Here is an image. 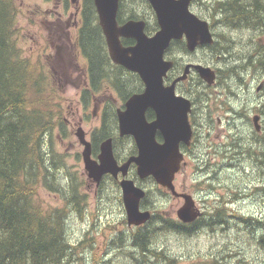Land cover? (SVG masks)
Segmentation results:
<instances>
[{
    "label": "rangeland",
    "instance_id": "374dc122",
    "mask_svg": "<svg viewBox=\"0 0 264 264\" xmlns=\"http://www.w3.org/2000/svg\"><path fill=\"white\" fill-rule=\"evenodd\" d=\"M78 1L81 3L83 0ZM206 3H213V0H199L192 5V10L211 22L215 13H212V17L208 14ZM16 6L18 11L15 39L20 56L29 60L36 72H44L46 76V93L40 96L31 92L29 104L51 108L58 115L61 114L64 120L63 128L57 127L49 135L55 151L60 155V162L55 164L51 178L62 184L64 177L69 176L77 184L79 193L85 196L79 209H69L66 223L68 238L75 255L81 257V264H214V256L219 260L223 257L230 264H264V248L254 243L252 236L249 238V232L260 231L259 226L251 224L247 227L241 221V216L259 212L256 209L257 203L254 197L246 198L243 194L233 204L235 216L230 218L229 226L222 228L218 224L203 225L199 231L191 233L158 228L148 241L147 247L151 250L140 251L138 244H131L132 231L136 228H131L127 222L122 188L117 183L106 180L102 188L95 192L96 184L89 179L83 161L84 145L77 136L81 126L87 139H90L95 129L101 127L102 109L106 100L108 107L113 104L116 109L121 106L122 99L111 83L107 87L105 85L108 82H102L99 89L88 92L87 103L84 101V92L88 89L89 82L88 63L78 45L79 24L75 26L73 17L70 16L76 9L74 2L70 3L69 0L64 5L59 0H16ZM59 17L63 19L59 20ZM226 35L229 38L228 49L216 51L209 47H199L194 52H188L172 48L167 56H178L186 62L199 61L205 65L226 68L229 64L241 63L243 55L255 45L256 40L264 43V28L261 27L245 25L235 33ZM70 53L75 57L71 58ZM226 76L227 80L244 83L245 88L249 85V95L260 98L263 88L261 91L257 89L264 82V70L261 66H237L231 75L226 73ZM41 97L43 101L38 99ZM202 134L206 136L204 132ZM214 134L215 131L212 132V138L216 140ZM200 144L197 142L192 148L193 151L188 153L189 165L176 176V184L179 191L186 187L195 201L205 193L206 199L201 202L208 204L205 207L208 211L224 193V185L232 183L237 192L246 187L248 179L252 184L264 181V167L262 170L259 168L260 162L256 161L259 153L253 147H250L251 154L247 155L257 165L245 161L246 167L226 166L224 162L221 165L216 162V157H212V166H208V174L205 172V177L202 178L201 169L196 165L198 158L194 156V153H206L200 149ZM119 145L130 152L135 144L132 138L125 137L119 141ZM224 152L220 155L224 156ZM210 153L216 155L215 150ZM218 159L221 161L222 157ZM208 176H213V181H209ZM130 177L149 191L146 206H150L155 215L165 217L173 223L178 221L177 209L182 206L183 200L165 194L151 178L140 180L132 173ZM222 197L227 196L223 194ZM37 200L42 204L43 210L65 206L63 194L57 189L45 186L43 180L37 190ZM255 217L264 218L263 214ZM155 248L159 252L164 251V257L162 254L156 256L153 252ZM167 257L171 259H166Z\"/></svg>",
    "mask_w": 264,
    "mask_h": 264
},
{
    "label": "trees",
    "instance_id": "16d2710c",
    "mask_svg": "<svg viewBox=\"0 0 264 264\" xmlns=\"http://www.w3.org/2000/svg\"><path fill=\"white\" fill-rule=\"evenodd\" d=\"M120 1L119 22L123 21L122 8L127 11L131 6L130 17L145 19L148 34H153L159 28L148 0ZM221 4L224 7L223 15L230 20L244 22L246 26H261L264 8H246L236 1ZM206 6L212 17L217 3L213 1L206 3ZM17 11L16 0H0V264H81V257L75 255L68 238L66 223L69 209H79L85 196L79 193L77 184L69 176L64 177L62 184L51 178L55 164L60 162V155L55 151L49 135L57 127L63 128L64 120L51 108L29 104L31 92L40 96L46 93V76L44 72H36L29 60L20 56L15 39ZM83 18L79 43L89 63L91 85L84 92V101L87 103L88 92L99 89L102 82L111 83L122 100L139 92L142 83L138 75L114 63L109 56L94 0H84ZM256 19L257 23L254 22ZM228 40L227 35H222L218 49H228ZM122 42L127 45L134 41L123 39ZM214 46L209 45V48ZM172 48L186 50V43L173 41L169 50ZM241 60L235 65L243 68L256 65L264 70V43L256 40ZM38 99L43 101V97ZM117 128V112L112 104L105 110L101 127L93 133L95 149L100 140L112 137L115 139V151L118 152L119 141L123 138L117 137ZM158 138L161 140V136ZM135 152L134 145L129 153ZM42 180L45 186L63 194L64 207L43 210L37 200V190ZM148 198L149 191L143 200L145 208H150L146 206ZM152 217L146 228L139 227L134 234L140 251L151 250L147 247L148 241L158 228L191 233L196 224V221L190 224L180 221L173 223L155 214ZM153 252L156 256L162 254L164 257L165 254L156 248Z\"/></svg>",
    "mask_w": 264,
    "mask_h": 264
},
{
    "label": "water",
    "instance_id": "95a60500",
    "mask_svg": "<svg viewBox=\"0 0 264 264\" xmlns=\"http://www.w3.org/2000/svg\"><path fill=\"white\" fill-rule=\"evenodd\" d=\"M193 1L149 0L159 29L153 35H148L145 32L146 22L142 19H130L121 25L118 23L119 0H94L112 61L138 73L145 84L143 92L133 94L126 101L125 108L117 110L120 135H132L138 153L119 164L114 155L113 140L108 138L101 143L98 159H94L92 143L81 126L77 136L84 145L82 155L85 169L97 183L106 173L116 178L122 174L120 185L129 225H142L152 217L151 211L142 210L140 205L146 190L127 177L132 164H136L139 178L153 177L157 184L185 198L177 211L180 220L193 222L199 217L192 195L178 193L174 186L175 175L181 170L184 158L180 144L184 142L189 145L192 138V126L188 119L190 101L176 94L175 84L186 78L191 66L208 84L215 81L216 74L210 66L195 63L187 65L184 74L172 84L165 85L164 82L173 65L172 60L165 58L173 40L185 37L190 51L199 45L214 43L208 20L192 11L190 6ZM122 37H131L136 42L125 46ZM150 109L155 113L152 121L146 115ZM158 132L163 141L157 139Z\"/></svg>",
    "mask_w": 264,
    "mask_h": 264
},
{
    "label": "flooded vegetation",
    "instance_id": "af4514ba",
    "mask_svg": "<svg viewBox=\"0 0 264 264\" xmlns=\"http://www.w3.org/2000/svg\"><path fill=\"white\" fill-rule=\"evenodd\" d=\"M213 1L217 3V10L215 11L216 15H214L213 20L210 22L211 30L215 38V41L212 44V45L215 44V46L211 49L216 51L220 44V39L222 35L230 34L231 32L235 33L242 26L243 27L245 26L244 22L238 20H234L235 21L234 22L230 20L229 17L223 15L222 8L224 7H222L221 3L236 1L238 4H241L246 8L248 6H251L253 8L256 7L264 8V0H213ZM59 2L65 5L69 2V0H59ZM71 2L75 3L76 9L74 12L71 13L70 16L73 17L72 19L75 23V26L79 24L77 27L79 28V32H80V29L83 26V22H84V18H83L84 0L81 1V3H79L78 0H70V3ZM194 3H198V2H194ZM130 8L131 6L128 8L127 11H125L124 8H122L123 21L122 22L118 21L120 24H124L130 19H134L130 17L131 16V14L129 13ZM120 10H121V5L119 11ZM60 19L63 18L59 17V20ZM258 19H256L254 22L257 23ZM260 21L262 22L260 27L264 28V16H262V19ZM67 22L69 23V21ZM247 27L250 26L247 25ZM78 39H79V34H78ZM123 39H127V40L132 39L134 41L131 42L130 44H127L126 46L135 44V39L131 37H122V40ZM200 47H209V46H200ZM184 51L191 52L187 48ZM70 55L71 58L75 57L73 53H70ZM166 58L168 60H172L173 65L167 72V76L164 78L165 85L172 84L176 78L182 76L185 72L187 65L202 63L199 61L186 62L184 58H179L178 56H173V57L167 56ZM211 67L214 69L216 74V79L212 84H208L193 66L190 67L186 78L178 81L175 84L176 94L183 96L190 101V110L188 112V119L192 126V138L190 144L188 145L184 142L180 144V148L181 151L183 152L184 158H183L182 169L180 170V172L176 174V176L184 172L185 168L189 165L188 153L193 151L192 148L197 144V142L201 143L200 149L206 152L205 154L203 152H200L199 154L194 153V156L198 158L196 165L198 166L199 169H201L202 178L205 177V172H207L208 174L207 171V168H209L208 166L209 165L212 166L210 162L212 157H216L217 158L216 162H218L221 165L224 162L226 166L246 167L245 161L246 162L251 161L254 165H257L255 162H253L255 160L250 158L249 155H247V154H251L250 147L256 148L258 150L259 155L257 156L258 160L256 161L260 162L259 165L260 169L264 167V94H263L264 82H262L261 86L258 87L257 89L258 91H261V88H263V90L259 94L260 98L256 96H251L249 95V85L247 86V88H245L243 86L244 83H236V81L233 82L232 80H227L226 73L231 75V73L235 71L237 65L229 64L226 68H219V67L217 68L216 66H211ZM135 74L138 75L137 73ZM222 76H225L226 78H222ZM87 77H88V72H87ZM138 77L142 83V88L139 92H143L144 83L139 75ZM226 92L228 94H226ZM230 94L233 95L231 96ZM126 100H122L120 108H125L124 104ZM107 104L108 102L106 100V103L102 109L103 115L105 113V110L108 108ZM103 115H102V120H103ZM146 115L148 120L150 121L155 119L154 111L151 109L147 111ZM118 128H117V132H118ZM213 131H215L214 135L216 140L212 138ZM202 132H204L206 136L203 135ZM117 134H118L117 137L125 138L122 137V135H120L119 133ZM157 135L158 137L161 136L159 132ZM124 136H128V135H124ZM223 137H226V139L223 140ZM129 138H132V136H129ZM89 140L92 142L93 157L97 159L98 154L100 152L101 143H98V147L95 149V144L93 141V133L91 134V138ZM113 149H114V155L119 164L124 163L131 155L128 154L129 152L128 150H125V148L123 149L122 147L120 148L119 144H118V149H119L118 152L115 151L114 138H113ZM95 150L98 151L96 152ZM212 150H215L216 152L215 156L210 153L212 152ZM223 151H225L223 153L224 156H221L220 154ZM218 157H222L221 161L220 159H218ZM129 171H130L129 177L131 173L134 175L136 171L135 165L132 164ZM262 172L264 173V169L262 170ZM119 176L121 177V175ZM176 176L174 179V186L176 191L178 193H188L186 187H184L183 191L178 190L176 184ZM89 179L96 184L95 192L99 188H102L106 180H111L119 185V177L116 178L115 176L109 173L103 176L99 184H97L94 181V178L89 177ZM207 179L209 181H213V176H208ZM254 180L256 179L254 178ZM249 182L250 180L248 179V183H246V187L240 188L237 192L232 183L224 185L225 190L223 194H225V196L227 197H222L223 194L219 196L216 199V203L212 206V209H210L209 211L205 208L208 207V204H204L201 202V200L206 199L205 193H202L201 197L197 201H195V198L193 197L195 207L199 211V217L196 220V224L194 226L192 225L194 227L192 232L199 231L203 227V225L207 226L212 224H216V225L218 224L217 226L221 225L222 228L225 227L226 225L229 226L230 218L232 216H235L233 213L234 211L233 204L236 201H238V199L240 198L239 196L240 194H243L244 197L246 198L254 197L255 202L257 203L256 209L259 210L257 214L260 215L263 214L264 216V181L262 183L258 181L253 184L252 181L250 182L251 184H249ZM158 188H161V190H163L164 193L167 195H171L179 200H183V204H184L185 198L181 194L175 195L168 188H162L159 185ZM141 207L142 209H145V207H143V202L141 203ZM152 213L153 215L155 214L154 211H152ZM257 214L253 215V213H250V215L241 216L242 217L241 220L243 219L242 221H244L247 227L251 224H256L259 226L260 231L249 232L250 235L249 238L253 237L255 239L254 243H256L259 247L264 248V218L259 219L255 217V215ZM130 226L131 228H133V226L134 228H136L135 230L132 231L133 234H132L131 244L134 245V243H136V239L134 238L135 232L139 227L146 228V225H139V226L130 225ZM223 260H224L223 257H221L220 260L218 257L215 256L213 257V262L217 264H230L227 260L224 261Z\"/></svg>",
    "mask_w": 264,
    "mask_h": 264
},
{
    "label": "bare ground",
    "instance_id": "6f19581e",
    "mask_svg": "<svg viewBox=\"0 0 264 264\" xmlns=\"http://www.w3.org/2000/svg\"><path fill=\"white\" fill-rule=\"evenodd\" d=\"M241 218H242V217H241ZM242 220H243V219H242ZM242 220H241V221H242ZM250 220H251V219H250ZM255 222H256V221H255ZM243 223H244V221H243ZM246 226H247V225H246ZM249 229H250V228H249ZM247 230H248V229H247ZM247 230H246V231H247ZM249 231H250V230H249Z\"/></svg>",
    "mask_w": 264,
    "mask_h": 264
}]
</instances>
